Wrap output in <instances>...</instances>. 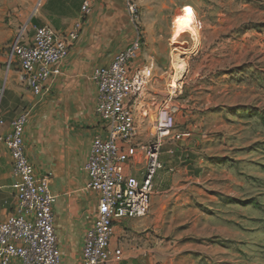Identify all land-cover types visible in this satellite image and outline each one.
Here are the masks:
<instances>
[{
	"label": "rangeland",
	"instance_id": "rangeland-1",
	"mask_svg": "<svg viewBox=\"0 0 264 264\" xmlns=\"http://www.w3.org/2000/svg\"><path fill=\"white\" fill-rule=\"evenodd\" d=\"M139 7L142 51L151 44L160 61L152 79L167 78L163 99L176 91V127L190 133L162 152L167 167L146 217L155 264H264V0ZM29 16L20 0H0V92Z\"/></svg>",
	"mask_w": 264,
	"mask_h": 264
},
{
	"label": "crops",
	"instance_id": "crops-1",
	"mask_svg": "<svg viewBox=\"0 0 264 264\" xmlns=\"http://www.w3.org/2000/svg\"><path fill=\"white\" fill-rule=\"evenodd\" d=\"M20 2L24 12L30 11L29 26L21 37L24 44L32 41L38 27H49L58 36H65L78 21H82L77 39L71 43L60 64L61 75L47 82L40 96L29 90L19 67H14L0 92V138L9 132L10 124L20 113L31 110L25 143L36 175L49 178L50 189L57 197L54 227L61 250V264H83L84 239L95 224L99 207V196L86 190L88 176L84 166L95 136L104 132L95 113L98 94L92 76L131 46L136 30L128 17L126 0H95L92 13L86 17L81 13L83 0ZM144 2L139 0V4ZM183 23L186 25L185 21ZM157 56L150 44L131 67L133 70L150 65L155 68L160 63ZM167 83V78L156 72L147 92L130 102L141 132L139 139L143 143L150 141L148 133L152 132ZM133 162L128 166L127 174L141 177L145 170L143 155L139 153ZM163 163L167 167V163ZM12 184L10 153L0 141V223L16 204ZM153 224V220L144 218L124 220L115 225L111 246L123 252L117 264L157 262L156 252L148 249V231Z\"/></svg>",
	"mask_w": 264,
	"mask_h": 264
},
{
	"label": "built area",
	"instance_id": "built-area-1",
	"mask_svg": "<svg viewBox=\"0 0 264 264\" xmlns=\"http://www.w3.org/2000/svg\"><path fill=\"white\" fill-rule=\"evenodd\" d=\"M139 0H126L128 17L136 30L130 47L118 53L113 62L97 69L92 78L97 86L95 113L103 133L95 136L84 166L88 176L86 190L99 196L98 215L88 230L83 247V264H117L121 249H112L115 225L124 220L146 218L156 194L155 181L166 166L161 160L168 141L190 137L179 132L176 116L180 107L176 91L160 103L150 141L143 143L137 119L130 104L148 90L154 66L133 70L131 65L144 48ZM95 0H83L82 17L92 13ZM82 28L78 21L70 33L58 36L49 27H38L32 41H15L11 57L17 63L23 80L35 96L45 84L61 75L60 64ZM31 110L20 113L10 124L9 132L0 138L12 161V188L16 199L13 211L0 223V264H61V250L54 227V205L57 197L50 189L48 177L39 178L31 163L25 143L26 126ZM141 153L145 170L141 177L127 174Z\"/></svg>",
	"mask_w": 264,
	"mask_h": 264
},
{
	"label": "bare ground",
	"instance_id": "bare-ground-1",
	"mask_svg": "<svg viewBox=\"0 0 264 264\" xmlns=\"http://www.w3.org/2000/svg\"><path fill=\"white\" fill-rule=\"evenodd\" d=\"M191 31H190V34H192L193 35V37L194 36H198V34H197V31H196V28L195 27H191V29H190ZM194 39H195V37H194ZM197 40V39H196ZM176 41V39L173 41L172 40V43L173 42H175ZM188 43V42H187ZM184 43H182L181 45H183ZM178 45V43H176L175 42V46H177ZM189 46V45H188ZM183 48V47H182ZM187 49V48H186ZM175 68H176V70H178L179 72H183V70H184V66L181 64V63H176L175 64ZM176 82V81H175ZM174 85H175V83H174ZM173 86V85H172Z\"/></svg>",
	"mask_w": 264,
	"mask_h": 264
}]
</instances>
